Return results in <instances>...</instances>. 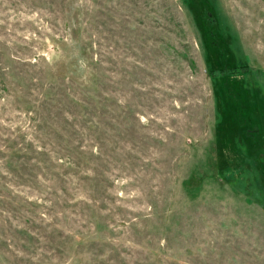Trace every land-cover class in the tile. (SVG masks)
<instances>
[{"label":"rangeland","instance_id":"rangeland-1","mask_svg":"<svg viewBox=\"0 0 264 264\" xmlns=\"http://www.w3.org/2000/svg\"><path fill=\"white\" fill-rule=\"evenodd\" d=\"M0 264H264V0H0Z\"/></svg>","mask_w":264,"mask_h":264}]
</instances>
